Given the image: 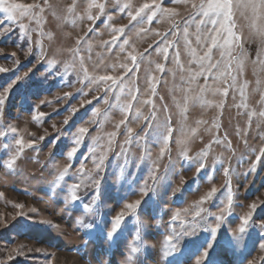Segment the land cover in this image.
<instances>
[{"label": "rangeland", "instance_id": "rangeland-1", "mask_svg": "<svg viewBox=\"0 0 264 264\" xmlns=\"http://www.w3.org/2000/svg\"><path fill=\"white\" fill-rule=\"evenodd\" d=\"M17 2H35L44 5V0H17ZM142 2L143 0H133L136 6ZM72 3L73 0H48L51 7H45L43 13L45 19L42 30L46 34L44 36L40 35V29L35 21L29 22L25 19L23 22L34 29L31 31L30 41L28 37L22 35L18 22L7 20L6 14L0 12V66L10 69L7 73H0V93L15 76L20 77L13 84L0 108V127L7 125L17 127L21 130L19 135H22L26 141L45 135V130L47 131L45 140L38 141L35 148L24 150L17 162L15 174H10L2 163L9 151L15 147L12 136L10 134L0 138V192L4 193V197L0 198V215L4 220V223H0V264H168L173 257L165 259L164 244L166 236L172 234L173 228L176 233H181L185 229L192 233L181 237L179 249H183L185 245L191 247L194 243L211 238V233L205 229L214 228L218 223L215 219L220 214L218 205L225 199L221 193H217L216 198L203 205L205 212L201 213V217L196 218L195 228L187 221L192 220V206L201 196L212 186L223 188L226 167L231 169L234 200L230 214L226 215L221 228L215 234L213 243H218L219 246L216 247L213 260L215 264H241V261L243 264H264V248L259 246L261 242H264V226H262L264 205L257 208L247 225L244 249L233 252L223 243L228 233L239 228L243 222L242 218L250 211L249 205L254 201L264 200V157L259 164H256V170L251 171L256 155L261 148H264V119L259 116L252 117L249 125V114L252 110L257 113L264 111L262 92L256 90L258 78L262 81L260 88L264 89V73H260L258 67L252 63L258 52L264 58V51L261 50L258 41L250 38L248 21L237 17L238 28L243 31L244 36L243 50L248 56L241 77V80L249 81L248 108L238 107L241 98L238 92L231 89L222 110L216 107L202 108L199 105L189 107L188 123L190 125L195 127L197 120L208 122L200 125L197 134L192 137L188 145L189 155L195 157L206 145L210 143L212 145L206 158L207 166L198 174L197 166L184 162L180 157V149L175 143V133L170 144L171 151L163 158H160L159 146L155 144L151 145L150 159H140L144 157V152L135 142L125 145L128 161L125 165V155H118L125 139V128L123 126L119 130L115 128V124L121 119L119 111L114 109L112 119L105 122L100 129H97L95 124L86 122L90 119V112L94 107L104 109L108 106L103 104L102 100L95 99L103 97L104 85L86 86L85 83L79 82L76 72L72 70L67 75L63 74V63L72 62L66 49L75 47L77 37L84 36L88 26L92 24L84 19L78 20L73 25L65 19L66 9ZM164 4L180 10L181 16L177 20L180 21L182 28V21L187 18L191 9L183 4L172 3L171 0H164ZM85 7L86 0H77L78 13L83 14ZM116 8V0H107L105 14L94 24L101 35L93 36L92 33H88L93 44L91 61L87 60L89 53L86 46L81 45L84 49L81 54L86 58L89 71H93V63L99 60L98 53L105 56L104 65L96 70L99 74L105 71L110 72L109 65L117 62L115 49L111 54H106L105 49L100 46V41L110 39V32L105 24L120 25L129 22L127 15L119 13ZM112 13H114L113 19L108 21L107 16ZM144 27L149 29L147 33L140 36H136L134 30L131 33L132 42L139 52L148 49L152 53L148 60L141 63L135 80L141 92L148 86L146 69L151 67L155 70V64H150L149 61L164 63L163 58L153 50L156 42L161 41V37L156 35V32H168L169 38H173L169 32L171 24L167 20L158 17L151 25H144ZM194 30L193 26L190 31ZM49 33L51 38L47 35ZM126 34H129L128 30ZM176 39L179 41L181 59L187 63L188 57L183 39L180 37ZM193 42L195 43L194 40ZM150 45L153 47L150 48ZM13 52L16 53L15 58H6ZM145 55L147 56L148 53ZM171 57L170 50L166 69L174 67ZM52 58L60 63L49 66L47 61ZM15 59L20 61L18 65L15 64ZM123 60L124 54H121L120 61L123 62ZM193 67L196 66L193 65ZM57 71L59 74H56ZM119 71L116 74H119ZM156 75L160 79L157 87L158 95L155 98L156 105L158 108H162L163 105L168 106L172 125L176 128L181 117L173 96L182 103L184 94L172 90L174 81L167 70L163 74L156 73ZM175 83L180 82L177 79ZM200 83H203V78ZM65 93H71V95L65 96ZM161 96L162 101L159 99ZM209 98L212 99V97ZM215 99L219 100L220 97ZM89 100L92 101L91 104L86 103ZM72 108H77L79 111L72 114ZM142 110L146 115L148 114L147 106ZM36 112H44L47 115L37 123L32 119ZM159 115L163 116V112ZM65 118H70L67 125L63 123ZM131 119L129 117L130 121ZM214 121L219 124L218 128L213 126ZM53 125L59 131L54 129ZM79 126L89 127L90 131L84 138L76 157L69 161L63 153H66V146L71 142L70 133ZM131 126L140 132L143 124L137 126L136 123H132ZM25 128L27 131H24ZM113 131H118V135L113 140L112 150L106 154L102 170L98 172L92 160V153L89 152L92 146L91 138L104 137L100 140V145L103 147L97 149V155H99L108 146L105 134ZM33 133L35 136L32 135ZM57 137L58 142L55 145L51 144V141ZM217 137L224 142L213 143ZM228 142L231 148L227 146ZM5 145L11 147L6 148ZM251 149L256 151L252 152ZM69 163L71 168L68 176L59 186L53 188L51 182L56 174ZM81 165H83L84 173H91L92 178L101 180L99 198L93 206V211L87 214L82 205L91 202L95 186L87 180L86 176L82 177L79 173ZM154 165L158 166V171L155 173L158 181L154 185L155 193L149 192L151 200L144 197L148 200V204L142 205L138 212L140 220L144 222L141 237L145 242V246L138 253H131V244L136 235V223L131 216L125 220L122 234L111 241L106 239L99 229L89 235V230L76 223L77 219L83 216L85 222L106 227V221L124 210L125 204L141 198L140 188L145 180L150 188L153 187L150 173ZM122 167L123 172H121ZM82 178L87 186H82L80 190L81 200L74 205H66L64 203L65 188L79 182ZM16 203H23L25 208H15L13 205ZM32 208L36 211H31ZM184 209H188L187 214L183 212ZM178 210L181 211V217L173 223V217ZM21 211L26 214L25 217L18 215ZM13 216L16 219H13ZM26 217H31L33 221L50 220L53 226L34 224L30 228L19 227L25 222ZM21 245L24 246L23 255H17L11 251ZM9 255L13 257L11 260L7 258ZM189 264H195V259L189 261Z\"/></svg>", "mask_w": 264, "mask_h": 264}, {"label": "snow or ice", "instance_id": "snow-or-ice-1", "mask_svg": "<svg viewBox=\"0 0 264 264\" xmlns=\"http://www.w3.org/2000/svg\"><path fill=\"white\" fill-rule=\"evenodd\" d=\"M175 4H183L191 9L187 18L183 19V27H180V21L177 20L181 16V12L176 7H168L164 4V0H143L138 6L133 4V0H116V11L121 14H126L129 22L128 24L116 25L113 23L105 24V27L110 32V39L100 41V46L105 49L106 54H111L112 50H116V63L109 65L111 71H105L103 74H99L96 70L99 69L105 63V56L97 54L99 60L93 63V71H89V67L86 63V58L81 52V45L86 46V50L89 53L87 60L91 61V53L93 50V44L88 33H92L93 36H99L101 33L95 29L94 24L101 16L105 14L107 7V0H86V7L84 13L80 14L76 11L77 0H73V3L66 9L67 15L65 19L75 25L78 20L83 21L87 19L92 22L88 26L87 32L84 36H79L76 39V46L66 49L72 58V62H64L63 69L64 75H67L70 70L75 71L79 82L85 83L86 86L90 85H104L103 97H96L97 100H102L103 104L107 105V108L101 109L100 107H94L90 112V119L86 122L95 124L97 129L103 127L104 123L112 119L113 110H118L121 119L115 124V128L119 130L121 126L125 128V139L121 146V152L118 155H125V165L128 161L125 153V145H131L135 142L138 146L142 147L144 152V158H151V145L155 144L159 146V156L163 158L165 154L170 153V144L173 141V134H176L175 143L178 145L180 151L179 155L184 162L197 166V173L204 171L206 168V158L208 152L211 149V143L206 145L204 149L196 154L195 157L189 155L188 145L193 136L198 132V128L202 124H207L205 120L195 121V127L188 123V111L191 105H199L202 108L216 107L223 109L225 99L229 95L230 89L239 93L241 98L238 107L247 109V89L249 86L248 80H241L244 73L245 64L248 60L247 53L243 50L244 36L243 31L238 28L237 17H241L248 21L249 36L259 42L260 48L264 51V0H171ZM45 7H51L48 4V0H44V5L39 3H20L17 0H0V12L6 14L7 20L19 23V27L22 35L28 37L31 40V29L28 24L23 21L27 19L29 22L35 21L37 27L40 29V35H46L42 30V24L44 22L43 13ZM113 14L107 16L108 21L113 19ZM167 20L171 24L169 32H171L173 38H169V33L156 32V35L161 37V41H157L154 47V51L157 55L163 58L164 63L149 61V63L155 64V70L151 67L146 69L148 73V86L141 92L140 88L136 85L135 80L137 73L140 70V65L151 56V52L145 49L144 52H139L135 44L132 42V34L140 36L147 33L149 29L144 25H151L157 18ZM194 26L195 30L190 31ZM128 30L129 34H126ZM7 31V29H5ZM51 38V34H47ZM182 38L185 53L188 57L187 63L181 59V51L179 41L176 38ZM195 41V43L193 42ZM41 51L43 50V43L40 42ZM150 48L153 46L150 45ZM172 52L171 63L174 65L172 68L166 69V63L169 61V53ZM60 51V50H58ZM239 51V54L237 52ZM145 53H148L146 56ZM121 54H124L123 62L120 61ZM16 53L10 54V57L15 58ZM15 64H19L18 59L14 60ZM49 66H55L59 61L52 58L47 61ZM254 65L258 67L260 73H264V58L261 57L258 52L255 59L252 61ZM78 64V69H77ZM195 65L196 67H193ZM119 74H116L117 71ZM168 71L173 78L172 90L183 92L182 103L176 100L173 96V100L176 103V107L179 109L181 119L178 122V127L174 128L172 125L171 114L168 112V106L163 105L162 108H158L156 105L157 87L160 83L159 77L156 73L163 74ZM10 69L4 66H0V73H7ZM56 74H59L57 71ZM131 74V75H129ZM27 75V73H25ZM203 78V83H200ZM20 77L17 75L13 80L7 83L3 88V92L0 93V108H2L7 94L10 92L13 84L16 83ZM179 80V84L175 83ZM167 81H165L166 83ZM262 81L258 78L256 80L257 91L262 92V99H264V89L260 88ZM83 94V93H82ZM71 93H65V96H70ZM209 97H212L210 99ZM220 97L219 100L215 99ZM162 101L163 97H159ZM87 104H91L92 101H86ZM83 106V105H82ZM145 106L148 108V114L142 110ZM79 109L72 108V114H75ZM163 112V116L159 113ZM47 114L44 112H36L32 117L37 123ZM259 116L264 119V111L256 112L252 110L249 114V125L251 124L252 117ZM131 117V121L129 120ZM70 118H65L63 123L67 125ZM136 123L137 126L143 124L140 132L136 131V128L131 124ZM214 127H219L217 122H213ZM56 129V126L53 125ZM59 131L58 129H56ZM20 129L13 125H7L0 127V138L7 137L11 134L12 143L15 145L7 155V158L3 160V167H5L10 174H15L17 168V162L20 160L27 148H35L38 141H43L46 138L45 135H40L36 139L25 140L22 135H19ZM24 131H27L25 128ZM90 129L86 126H79L74 132L70 133L71 142L66 146V154L69 161L73 160L79 152L84 138L88 135ZM35 136V134H32ZM118 135V131L106 133L107 148L97 155V149L103 147L100 145V140L104 137L95 136L91 138L92 146L89 148V152L92 153V160L96 170L99 172L102 170L104 160L106 159L107 152L112 150V143L114 138ZM58 142V137L51 141V144L55 145ZM222 141L217 137L213 143L221 144ZM247 144V141H245ZM227 146L231 148L230 142ZM6 148H10V145H5ZM255 152V149H251ZM264 157V148L259 150L256 155L255 164H253L251 171L256 170V164L261 162V158ZM138 166V165H137ZM71 163L64 166L58 171L55 179L51 182L53 188L59 186L65 177L68 176ZM82 177L86 176L87 180L95 186V192L92 196L90 203H84L82 205L85 213L93 211V206L100 195V183L99 178H92L91 173H84L83 165L78 170ZM158 171V166L153 167L150 175L153 180V187H149L147 181L143 182V186L140 188L141 198L136 199L133 202L127 203L124 206V210L120 211L110 220L106 221V227L104 225H98L94 223L85 222L83 216L79 217L76 221L82 228L89 230V235H92L94 231L99 229L102 235L108 240H115L122 234V229L125 226V220L128 217H133L136 223V235L131 244V253L135 254L145 246V242L141 237V229L144 226V222L140 220L138 215L142 205L147 206L148 200L152 197L149 196L151 191L155 193L154 185L158 182L155 173ZM123 172V167L121 168ZM224 175L226 177L223 188L212 186L201 198L192 206L193 211L191 213L192 220L187 221L193 228L196 226V218L201 217V213L205 212V205L207 202L217 197V193H221L225 197L219 207V215L215 217L218 221L214 228H206L205 231L211 233V238L206 239L199 243H194L191 247L185 245L183 249H179L178 245L181 237L191 235L188 229H185L181 233H176L173 228L172 234L166 236L164 244V257L167 259L172 256L173 259L168 261V264H189L193 258L195 264H215L213 256L216 251V247L219 244H214L215 234L221 228V224L224 222L226 215L230 214V210L233 205L234 192L231 187V169L224 168ZM82 186H87L85 180L82 178L77 183H72L65 188L64 203L66 205L76 204L81 200L80 190ZM4 197V193L0 192V198ZM147 197L148 200H145ZM264 205V200L254 201L249 205L250 211L242 218L243 222L239 228L228 233L223 243L225 247L237 252L246 247L245 234L247 232V225L252 220L253 213L257 208ZM17 209H24L23 203H16L13 205ZM31 211L35 212L36 209L32 208ZM185 214L188 213V209H184ZM21 217H25L26 214L21 211L18 213ZM181 211H177L173 217V223L175 220L180 219ZM16 219L15 216L12 217ZM0 223H4L3 216L0 215ZM34 224H46L53 226L50 220L33 221L31 217H26L25 222L21 223L19 227L30 228ZM7 226V225H5ZM264 226V222H262ZM264 248V242L259 245ZM23 245L19 248H14L11 251L17 255H23ZM179 253V255H176ZM8 260L13 257L9 255ZM183 258V259H181ZM243 264V261H241Z\"/></svg>", "mask_w": 264, "mask_h": 264}]
</instances>
